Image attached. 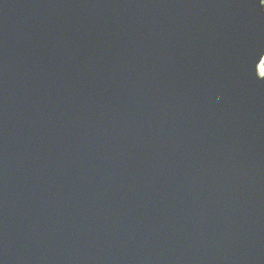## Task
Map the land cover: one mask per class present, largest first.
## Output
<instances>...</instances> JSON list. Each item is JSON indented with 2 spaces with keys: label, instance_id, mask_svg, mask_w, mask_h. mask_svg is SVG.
Here are the masks:
<instances>
[{
  "label": "water",
  "instance_id": "95a60500",
  "mask_svg": "<svg viewBox=\"0 0 264 264\" xmlns=\"http://www.w3.org/2000/svg\"><path fill=\"white\" fill-rule=\"evenodd\" d=\"M264 0H0V264H264Z\"/></svg>",
  "mask_w": 264,
  "mask_h": 264
},
{
  "label": "rangeland",
  "instance_id": "374dc122",
  "mask_svg": "<svg viewBox=\"0 0 264 264\" xmlns=\"http://www.w3.org/2000/svg\"><path fill=\"white\" fill-rule=\"evenodd\" d=\"M258 72L261 76H264V61L263 63L259 66Z\"/></svg>",
  "mask_w": 264,
  "mask_h": 264
}]
</instances>
